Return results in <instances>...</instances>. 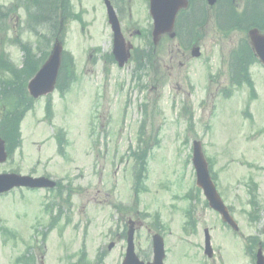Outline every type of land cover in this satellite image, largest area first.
<instances>
[{
	"label": "rangeland",
	"instance_id": "1",
	"mask_svg": "<svg viewBox=\"0 0 264 264\" xmlns=\"http://www.w3.org/2000/svg\"><path fill=\"white\" fill-rule=\"evenodd\" d=\"M12 1L0 0V9L5 10ZM24 1L18 0L15 13L10 11L0 19V54L15 68L22 65L24 58L21 45H26L36 58L47 52L44 62L60 35L58 25L36 27L35 21L30 23ZM143 2L125 0L119 13L125 40L140 49L148 46L151 22ZM195 5L207 10L199 58L190 57L189 50H180L176 40L161 37L150 49L152 64H147L134 79V62L118 67L104 57L111 52V31L102 0H72L78 15L66 20L61 34L64 50L74 62L75 79L62 94L57 90L50 94L49 121L44 118L46 97L27 103L19 126L21 147L9 162L0 164V172L29 171V175L49 176L74 188L65 195L70 206L68 217L47 231L42 243L40 232L49 221L45 205L56 202V194L46 189L22 188L0 195V226L11 232L0 231V264H15L16 258L31 252L36 264H68L75 261L83 244L91 261L93 254L106 245L109 230L114 228L112 206L128 205L131 201L133 162L128 155L136 145L144 115L147 137L159 128V141L149 150L148 177L143 183L147 190L140 195L139 205L140 210L159 214L167 221L168 262L188 264L184 257L187 253L190 264H200L196 247L201 243V226H207L222 264L246 263L241 253L245 237L256 235L264 239V68L259 62L249 68L254 100L249 97L247 85L232 87L227 76L229 53L245 34L223 32L214 21L216 9L208 10L202 0ZM26 6L31 14V5ZM137 29L141 38L137 37ZM10 46L20 53L19 66L6 51ZM10 77L13 72L3 68L0 86H8L4 79ZM226 88L231 90L229 97L220 93ZM0 90L12 99L6 101V107L13 102V108L18 88ZM1 103L0 112L6 110ZM145 104L147 108L143 107ZM189 112L193 123L188 119ZM58 129L67 140L64 156L55 149ZM192 140L201 141L221 197L233 210L239 230L236 235L224 230L201 195L196 202L198 225L190 228L185 248L178 240H185L181 237L189 206L185 195L195 186ZM252 184L256 185L258 204L253 218L248 193ZM137 236L140 249L145 246L144 230ZM119 246L115 242L114 252L104 264H117L114 259L119 256ZM19 263L25 264L24 259Z\"/></svg>",
	"mask_w": 264,
	"mask_h": 264
},
{
	"label": "water",
	"instance_id": "2",
	"mask_svg": "<svg viewBox=\"0 0 264 264\" xmlns=\"http://www.w3.org/2000/svg\"><path fill=\"white\" fill-rule=\"evenodd\" d=\"M216 0H207L208 4L213 5ZM184 5L183 0H150V12L153 17V41L156 43L160 35L164 33H171L174 18L177 10ZM108 19L114 34V56L118 61L119 66L123 65L129 57L130 45L125 47L123 37L120 33L117 18L113 12L112 7L107 3ZM173 36V34H170ZM249 38L253 47L264 64V36L260 35L257 30L253 29L248 32ZM61 44L56 41L53 45L52 51L41 66L36 75L28 83V90L34 98L44 95L53 90L57 72L60 65ZM193 57L199 56V48H194L191 52ZM6 154L3 148V142L0 141V162H3ZM192 162L196 170V183L203 189L205 197L209 205L220 212L223 218L229 222L234 229H237L235 224L229 218L226 208L217 195L214 185L212 184L207 171V163L201 153L199 142L193 143ZM53 187L54 183L43 178H32L29 176H20L17 174H0V193L10 190L12 187ZM154 241L155 264H161L163 259V251L161 242ZM124 264H143L139 262L132 252V243L129 239L128 253ZM257 264H264V261L258 252Z\"/></svg>",
	"mask_w": 264,
	"mask_h": 264
},
{
	"label": "trees",
	"instance_id": "3",
	"mask_svg": "<svg viewBox=\"0 0 264 264\" xmlns=\"http://www.w3.org/2000/svg\"><path fill=\"white\" fill-rule=\"evenodd\" d=\"M31 5V14H30V9L27 10V6ZM24 8L27 13V18L28 21L31 23V21H35V26H53V25H59V23L64 21L65 17H69V12L67 11L68 5L66 0H25L24 1ZM11 9L15 12V6L11 7ZM6 12V11H5ZM8 12V11H7ZM0 16L2 19H4L7 15L4 12H0ZM31 26V25H30ZM192 27V24L190 25ZM251 27H257V28H262V24L257 21H237L236 23L234 22H229L228 24L222 23L221 29L222 30H239V31H246L247 29ZM48 42V41H47ZM22 46V52L24 54V58L22 61V67L21 68H15L13 67L9 61L3 57L2 53L0 54V71L3 70V68H6L7 70L13 72V77L10 78H5L4 82H7L8 86H3L1 85L2 89H10L17 87L18 88V93L19 95L23 93L22 95H14V107L12 108L11 106L13 105V102L11 106L8 108V112H14V114L11 118L13 119V129L12 131L9 130L7 131L6 129V123L3 121L2 122V129L0 132L2 133L3 137L5 138L7 142V150L11 154L13 150L19 145V133L17 131L18 129V122L20 120V116L23 114L25 109L27 108V103L31 102L29 96L27 95L26 92V81L34 75V73L37 71L38 67L40 64L43 62L45 56L47 55V52L44 54H41L39 58H36L34 54L26 47V45H21ZM247 45L244 43L243 45V51L247 52ZM245 52V53H246ZM137 67L140 69L142 67V63L140 58L137 59ZM233 68L236 66V62L233 61ZM232 70L231 76L233 73V79L236 82L238 78V73L240 72L239 70ZM244 78V79H243ZM73 75H72V61L68 56H64L62 58L61 66L59 69V74L57 78V85L56 87L60 90L62 93L65 89V87L72 81ZM242 79L239 83L244 82L246 83L249 87L251 86V83L249 82V79L247 77V73L245 72V75L242 76ZM1 94L4 98V101H8L9 99L12 100L10 97H8L4 92L1 91ZM47 115H51V108H49V104H47ZM21 114V115H19ZM10 116L8 115V118ZM138 141H139V148L134 151L131 155V157L134 159V163L136 165V170H135V180H136V190H135V196L137 200V196L139 193V189L143 187V180L145 178V171H146V161L149 153V149L152 145L151 141H147L143 137V132L140 131L137 135ZM63 138L59 137L58 138V145H59V152H63ZM57 204L52 203L47 207L53 208ZM61 213V211H60Z\"/></svg>",
	"mask_w": 264,
	"mask_h": 264
},
{
	"label": "flooded vegetation",
	"instance_id": "4",
	"mask_svg": "<svg viewBox=\"0 0 264 264\" xmlns=\"http://www.w3.org/2000/svg\"><path fill=\"white\" fill-rule=\"evenodd\" d=\"M117 1H119V0H117ZM136 214H137V212L134 213V217L133 218L136 219V223H138ZM167 225L168 224H167V221L166 220L160 221L159 218H156V222L154 223V225H153L152 228H149L147 226H145V227L147 229V232L150 234V237H152V235L154 233H160V234H162L163 237H167L168 233H170L169 229L167 230ZM188 225H189V215H188V213H186V222L181 227V237L183 239H188V236H189V227H188ZM137 228H139V226H137ZM125 234L126 233L123 231L121 234H118L117 235L118 236V239L121 240V241H123V246L121 247L122 248V256H124L123 255V251H124ZM135 244H136V245H134L135 246V252L139 256V258L142 259L143 261L150 260L151 257H152V247H151V245H150V247H147L144 250H140L139 247L137 246L138 245L137 242ZM167 249H168V247H167ZM167 252H168V250L166 251V253ZM214 252H215V250H214ZM247 256L248 255L246 254L245 257H247ZM166 257H165V259H166ZM184 257L188 261V264H189V255L188 254H184ZM204 258H203L204 262L207 261L206 264H222V262H221V255L219 253L214 254V256L212 255V257L211 258H207V260H205ZM249 258H250L251 261L249 259H247L246 260V263H244V264H254L253 256L250 255ZM168 261H169V259H168Z\"/></svg>",
	"mask_w": 264,
	"mask_h": 264
},
{
	"label": "clouds",
	"instance_id": "5",
	"mask_svg": "<svg viewBox=\"0 0 264 264\" xmlns=\"http://www.w3.org/2000/svg\"><path fill=\"white\" fill-rule=\"evenodd\" d=\"M21 14L23 15V9H21ZM8 35L11 37L12 33L9 32ZM6 51H8L10 53L11 59L13 60V62L16 63L17 66H19V64H20V53L15 48V46H10L8 49H6Z\"/></svg>",
	"mask_w": 264,
	"mask_h": 264
}]
</instances>
